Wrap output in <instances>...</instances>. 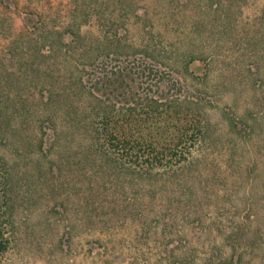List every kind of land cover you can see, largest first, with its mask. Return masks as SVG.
I'll list each match as a JSON object with an SVG mask.
<instances>
[{
    "label": "rangeland",
    "instance_id": "rangeland-1",
    "mask_svg": "<svg viewBox=\"0 0 264 264\" xmlns=\"http://www.w3.org/2000/svg\"><path fill=\"white\" fill-rule=\"evenodd\" d=\"M26 18L57 28L76 19L126 22L120 33L135 40L154 30L174 49L206 47L215 61L195 65L200 80H181L184 93L209 107L212 129L197 172L134 188L61 149L54 173L48 160L12 140L0 149L18 186L15 227H5L12 246L0 264H180L173 252L191 264H219L233 253L242 264H264V88L253 94L255 80L264 87V0H0V83L22 74L24 97L36 99L40 82L23 67L33 59L24 60V42L12 43ZM57 64L49 68L55 79ZM259 115L254 139L231 138L225 118L252 125ZM34 123L20 128L26 144L35 143ZM163 131L172 135L162 123L156 139Z\"/></svg>",
    "mask_w": 264,
    "mask_h": 264
},
{
    "label": "trees",
    "instance_id": "trees-1",
    "mask_svg": "<svg viewBox=\"0 0 264 264\" xmlns=\"http://www.w3.org/2000/svg\"><path fill=\"white\" fill-rule=\"evenodd\" d=\"M122 27L128 30L126 22L90 25L76 19L57 28L42 19H23L12 43H25L24 60L33 61L23 67L40 82L39 97L33 96L36 103L30 101L33 97H24L22 74L0 83V148H8L15 140L48 160L59 174L62 165L57 152L61 149L78 155L80 163L88 161L121 177L131 188L197 172L208 160L205 148L210 145L212 122L209 107L201 98L184 93L181 79L200 80L193 68L213 63L214 55L206 47L201 53L174 49L157 40L154 30L135 40L120 33ZM52 63H61L59 78L49 76ZM254 82L253 94L262 93L264 87ZM261 117L252 119V125L235 117L224 120L231 138L251 141ZM31 119H35L37 137L30 145L23 142L20 128ZM162 123L172 129V135L164 138L163 131L160 141L154 130ZM11 170L0 149V257L12 246L5 227H15L18 186ZM173 257L180 264H191L180 253L173 252ZM220 262L242 264V257L233 253Z\"/></svg>",
    "mask_w": 264,
    "mask_h": 264
}]
</instances>
